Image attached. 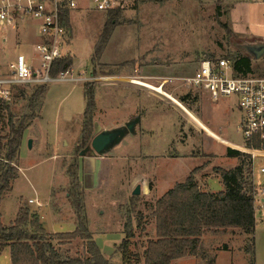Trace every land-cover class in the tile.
<instances>
[{
	"label": "rangeland",
	"instance_id": "1",
	"mask_svg": "<svg viewBox=\"0 0 264 264\" xmlns=\"http://www.w3.org/2000/svg\"><path fill=\"white\" fill-rule=\"evenodd\" d=\"M122 1L121 18L113 29L110 46H105L103 64L100 60L93 63L91 58L108 14L88 9L85 0L70 13L69 42L72 46H69L67 57L73 64L68 74L87 80L43 84L48 88L42 111L27 127L31 146L22 143L20 147L14 160L19 174L12 189L2 197L1 209L7 225L20 207L36 213L46 231L65 233L75 229L77 220L68 197L70 183L66 170L74 159L79 165L85 158L75 154V144L85 107L82 84L92 83L96 94L94 122H99L102 129L119 128L137 114L146 120L142 129L137 130V136L128 134L114 150L95 157L99 165L93 182L88 174H82L81 180L79 177L88 230L99 252L112 263L120 264L119 246L126 237L125 225L129 224L134 237L128 251L134 260L140 259L136 264H142L143 250L148 238L154 235L151 216L154 202L176 183L184 182L195 168L199 169L193 177L200 190L204 191L206 184L210 192H221L223 185L214 170L232 169L243 159L226 157L225 141L246 144L238 131L240 112L235 97L213 102L206 93L185 91L172 83L192 76L202 59L234 60L237 56L249 57L250 74L264 77V56L252 60L238 48L240 44L264 39L231 33L227 15L235 0ZM258 12L259 15L257 7L253 6L249 20L264 33V26L260 25L263 24L262 10ZM13 34L10 28H0V38L8 39L7 46L0 44V55L6 53L4 58L12 59L18 52H32L31 43L13 48L11 41L19 42ZM34 60L38 62L37 57ZM93 73H110L121 78L94 80L90 77ZM142 82H146V86ZM33 88L32 85L19 87L24 95L13 94L11 112L15 119L26 115ZM197 121L203 122L216 138L207 136ZM1 124L4 126L5 122ZM57 129L66 139L63 144L62 140L58 141V157L53 160L49 157L55 153L46 141L47 136L57 134ZM254 161L255 167L264 164L261 157ZM137 184L141 185V193L132 197L131 192ZM35 194L42 195L39 208L28 201ZM254 231V264H264V225L259 216L255 217ZM245 239L246 236L237 230L207 231L201 237L200 255L171 264H247L248 256L243 249ZM82 244L85 242L73 241L61 250L72 257H83L86 253ZM0 264H10L7 251L0 254Z\"/></svg>",
	"mask_w": 264,
	"mask_h": 264
},
{
	"label": "trees",
	"instance_id": "2",
	"mask_svg": "<svg viewBox=\"0 0 264 264\" xmlns=\"http://www.w3.org/2000/svg\"><path fill=\"white\" fill-rule=\"evenodd\" d=\"M121 13V9L107 13L108 19L103 32L93 49L91 58L93 63L100 60L114 27L119 24ZM64 20L70 26L68 17H64ZM232 62L235 73L250 74L249 57L237 56ZM72 64L73 61L68 57L55 61L50 76L55 78L68 71ZM47 88L46 85L34 86L27 101L26 115L20 120L15 119L12 114L11 103L0 105V205L2 197L11 190V183L18 177L19 170L14 166V160L20 153L29 123L39 117L38 112L41 110ZM13 94L22 96L24 91L16 88ZM83 95L85 107L81 131L75 144L77 155L89 144L94 131L96 94L92 83L84 84ZM3 122L4 126L1 124ZM226 156L243 159L232 169L214 170L223 185L221 192L201 191L193 177L199 169L195 168L184 182L176 183L154 202L151 213L154 220V235L153 238H148L143 250L142 264H171L172 261L188 256H198L201 253V237L207 231L225 233L229 230L241 231L246 236L243 249L248 256L247 264H254L252 246L255 213L252 163L249 161L250 156L230 148H227ZM79 168L78 160L74 159L66 170L70 183L68 197L77 220L73 231L46 233L38 215L27 208L18 210L14 222L9 227L3 226L0 220V251L9 249L10 264H114L99 252L89 233ZM124 234L126 237L119 246L122 253L120 264L140 263V259L134 260L128 251L130 241L134 237L129 224L125 225ZM73 241L85 242L86 254L83 257H72L61 250Z\"/></svg>",
	"mask_w": 264,
	"mask_h": 264
},
{
	"label": "built area",
	"instance_id": "3",
	"mask_svg": "<svg viewBox=\"0 0 264 264\" xmlns=\"http://www.w3.org/2000/svg\"><path fill=\"white\" fill-rule=\"evenodd\" d=\"M81 1L0 0L1 29L10 28L13 32H19L28 28L29 22H34L39 38L34 44L33 54L18 52L9 60L7 67L0 70V105H9L13 100L14 90L19 87L87 80L83 77L74 78L68 71L56 78L50 76L53 63L69 55L71 25L65 23L64 17H68L69 23L70 13L77 9ZM122 2L85 0V5L92 11L108 13L114 9H122ZM36 57L37 63L34 60ZM167 82L160 83L157 89H161ZM145 83L142 82V85ZM172 84H177L179 89L185 91L197 90L206 93L213 102L231 96L236 98L240 112L238 131L246 144L233 148L241 150L253 161L254 213L264 225V164L255 167L254 161L256 157L264 158V77L235 73L232 60L223 57L215 60L202 59L192 76ZM28 201L38 208L41 207V203L35 199Z\"/></svg>",
	"mask_w": 264,
	"mask_h": 264
},
{
	"label": "crops",
	"instance_id": "4",
	"mask_svg": "<svg viewBox=\"0 0 264 264\" xmlns=\"http://www.w3.org/2000/svg\"><path fill=\"white\" fill-rule=\"evenodd\" d=\"M253 6H256L257 7V13H258V15H259L258 10L259 11L262 10L261 15H260V19L262 20L263 24H260V25L264 26V0H235V2H233L231 4V6L229 8V11H228V15H227L228 16V21L230 22V24H229L230 31H231V33L233 35H238L240 37L256 38V39H262L263 40L264 39V33H260V31L256 27H254V25H252L251 22H250V20H249V19H251V9H252ZM29 23L30 24L28 25L29 26L28 28L21 29L20 32H13L14 33L13 34V37H15V39H17V41H19V42L16 43V41H13V42L11 41V43H12V47L15 48V49L17 47L18 48L19 47H22L25 44L31 43V51L32 52L27 53L25 51V53L26 54H33L34 53L33 52L34 44H36V42L39 41V38L37 36V30H36V28L34 26H32L33 25V22H29ZM15 33H17V34L20 33L21 35H17ZM112 37H113V35L110 36V39L108 40L109 42H108V44L106 46L107 48H108V46H110V43L112 42L111 41L112 40ZM7 43H8L7 37H4L3 36V37L0 38V44L2 45V47L3 46H7ZM107 48H105V49L107 50ZM106 50L103 51L102 55L99 58L100 59V64H103L104 63L103 62V60H104L103 58L105 57ZM4 54L6 55V53H3V55ZM3 55L2 54L0 55V57L1 56L3 57V58H0V70L5 69L7 67L8 62H9L8 60L11 59V58L10 59L9 58L6 59V58H4ZM93 74H91L90 77L91 78H94V80L98 79V80H103V81H114L115 77H120L121 78V76H116L114 74L113 75L111 74V75L107 76L108 74H103V73L96 74V75H98L100 77L99 78L96 75L93 76ZM84 84L85 83L82 84V92H83V86H84ZM83 99H84V97H83ZM44 100H45V98H44ZM84 102H85V100H84ZM43 104H44V101H43ZM42 108H43V105H42ZM40 111H42V109ZM96 114H97V112H96ZM137 116H140V121H139V124H138L136 130H139L140 131V128L142 129V125H143V123H145L146 118H144L141 114H137ZM41 117H42V113H41ZM134 117H136V116H134ZM81 118H82V116H81ZM94 119H95V117H94ZM96 123H98L99 126L101 127V124L99 122H96ZM197 123L199 124V126L201 127V129H204L206 131V135L207 136H210V135H213L214 137L216 136V135L213 134V132H211V130L203 122L197 121ZM57 130H58L57 134L55 133L54 136H49V137L47 136V141H46L47 145H50V147L53 148V152L55 153V155L49 157L50 159H53V160H55V158L58 157L57 156V151H58L57 144H58V141L62 140L61 144H63V142H65L63 140L66 139L65 137H63L64 133L61 134V131L59 129H57ZM103 130H108V129H103ZM109 130H111V129H109ZM138 134L139 133L137 131L136 134L135 135H131V137L132 136H137ZM208 134H210V135H208ZM141 135L147 137V134H145V133H142ZM217 139L219 141L223 140V139H219V138H217ZM28 140H31V143H32V139H30L29 134H28V131L26 130V133L24 135V138H23V142L22 143H26V145H27V141ZM122 141L120 143H122ZM225 143L227 144L226 149L227 148H233V146H235V147H238L239 146V145H235V144L228 143L226 141H225ZM119 144H117V145H119ZM45 145H44V147H45ZM117 145L115 147H117ZM225 155H226V152H225ZM98 160H99L98 158H83V159L80 160V163H79V165H80V170H79L80 180H81L82 174H88L89 177H90V182H93L94 176L96 174V171H97V168H98V165H99V161ZM13 182L11 183L12 184L11 185V189H12V186H13ZM205 187L206 188L204 190L205 191H209L208 188H207V186H206V184H205ZM36 196L37 195L35 194V197L34 198H29V199H35L36 201H39L40 202L41 201L40 199L42 198V195L38 194V196L37 197ZM2 204H3V202L1 200V205H0V220H1V223H2L3 226L9 227L14 222V220H15L14 218L16 217V214H17L18 210L20 209V207H18L16 213L14 214V217L9 222V225H7V224H5L3 222L4 220L2 219V209H1L2 208ZM43 228L46 231V229H45L44 226H43ZM46 232L49 233V234H54L53 232H50L48 230ZM82 246H84V245L82 244ZM4 251H7V255H9V249L8 248H5V249L1 250L0 251V254L3 253ZM9 260H10V255H9ZM180 260H182V259L175 260L174 262H178Z\"/></svg>",
	"mask_w": 264,
	"mask_h": 264
},
{
	"label": "water",
	"instance_id": "5",
	"mask_svg": "<svg viewBox=\"0 0 264 264\" xmlns=\"http://www.w3.org/2000/svg\"><path fill=\"white\" fill-rule=\"evenodd\" d=\"M238 48L250 56L252 60H258L264 56V41L253 44H240ZM140 116L124 123L123 126L111 130H103L98 123L93 124V134L89 144L80 151L79 157L95 158L112 151L128 134L135 135ZM27 146H31V140L27 141ZM141 193V185L137 184L131 192L134 197Z\"/></svg>",
	"mask_w": 264,
	"mask_h": 264
}]
</instances>
